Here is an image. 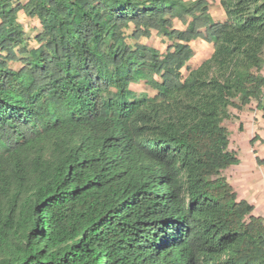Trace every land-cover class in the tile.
<instances>
[{
  "label": "trees",
  "instance_id": "1",
  "mask_svg": "<svg viewBox=\"0 0 264 264\" xmlns=\"http://www.w3.org/2000/svg\"><path fill=\"white\" fill-rule=\"evenodd\" d=\"M218 2L0 0V264H264L224 174L231 108L264 112V0Z\"/></svg>",
  "mask_w": 264,
  "mask_h": 264
},
{
  "label": "rangeland",
  "instance_id": "2",
  "mask_svg": "<svg viewBox=\"0 0 264 264\" xmlns=\"http://www.w3.org/2000/svg\"><path fill=\"white\" fill-rule=\"evenodd\" d=\"M210 1L211 10L215 17L221 18L223 15L222 6L218 0ZM19 19L32 35L40 27L37 19H32L23 12L19 13ZM176 24L181 26L179 22ZM143 40L162 51L167 47V43L156 32L153 33L152 37ZM191 44L195 50V55L190 61V66L196 67L212 54L213 45L202 39L194 40ZM11 65L19 66V63L13 62ZM183 71L186 75L187 70L184 69ZM131 87L138 92L154 94V91L143 82L132 84ZM224 125L230 132V149L235 151L240 158V163L225 169L224 174L233 185L238 196L253 203L255 206L254 213L264 218V166L259 165L256 160L257 156L264 158V143L257 140L254 145L251 144V140L256 134L264 138V112L257 108L255 101L246 105L242 110L232 107L231 118L226 119Z\"/></svg>",
  "mask_w": 264,
  "mask_h": 264
},
{
  "label": "crops",
  "instance_id": "3",
  "mask_svg": "<svg viewBox=\"0 0 264 264\" xmlns=\"http://www.w3.org/2000/svg\"><path fill=\"white\" fill-rule=\"evenodd\" d=\"M210 1V0H209ZM210 3H211V1H210ZM222 10V9H221ZM211 12H212V10H211ZM212 14L214 15V13L212 12ZM214 17H215V15H214ZM224 17H225V14H224V11H223V15L221 16V18L219 17V18H216V19H224Z\"/></svg>",
  "mask_w": 264,
  "mask_h": 264
}]
</instances>
